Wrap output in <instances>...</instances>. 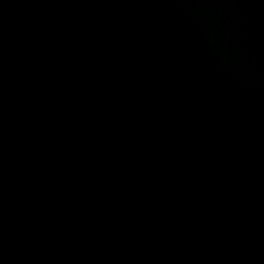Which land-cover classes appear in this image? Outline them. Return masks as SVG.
Returning <instances> with one entry per match:
<instances>
[{
	"label": "water",
	"instance_id": "obj_1",
	"mask_svg": "<svg viewBox=\"0 0 264 264\" xmlns=\"http://www.w3.org/2000/svg\"><path fill=\"white\" fill-rule=\"evenodd\" d=\"M0 264H264V0H0Z\"/></svg>",
	"mask_w": 264,
	"mask_h": 264
}]
</instances>
